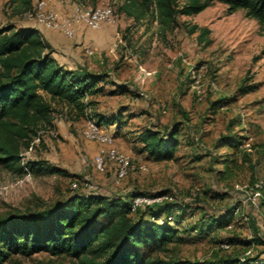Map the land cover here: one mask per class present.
Masks as SVG:
<instances>
[{
    "label": "rangeland",
    "instance_id": "1",
    "mask_svg": "<svg viewBox=\"0 0 264 264\" xmlns=\"http://www.w3.org/2000/svg\"><path fill=\"white\" fill-rule=\"evenodd\" d=\"M77 1L83 0L63 3ZM85 1L109 5L116 19L113 26L95 29L110 32L103 48L80 47V61L74 59L80 70L105 75L102 90L84 99L82 111L41 92L50 104L51 121L29 140L38 137L32 151L26 153L29 143L22 144L20 161L43 160L60 172L20 173L0 164V213L41 209L73 193L176 202L170 213L183 218L177 230L181 242L167 245L155 257L204 261L239 256L264 262V26L243 9L229 13L216 0L197 14H175L168 25L160 22L152 0ZM187 1L175 0L176 8ZM24 12L20 3L0 0V28L23 27ZM202 27L209 30L208 42L198 41ZM99 117L119 119L114 124L102 120L112 146L129 159L127 174L118 182L113 160L105 157L102 170L95 165L108 146L82 134L87 120ZM174 123L179 124L180 141L174 158L147 157L141 131L165 133ZM223 163L232 176L222 172ZM226 209L232 211L229 225L214 226L208 233L193 231ZM228 239L229 246L224 244ZM252 239L254 244H242ZM72 261L68 255L41 251L14 254L4 264Z\"/></svg>",
    "mask_w": 264,
    "mask_h": 264
},
{
    "label": "trees",
    "instance_id": "2",
    "mask_svg": "<svg viewBox=\"0 0 264 264\" xmlns=\"http://www.w3.org/2000/svg\"><path fill=\"white\" fill-rule=\"evenodd\" d=\"M9 1L20 3L25 11L31 6V0ZM152 1L160 22L168 25L175 14H197L210 0H188L179 9L175 0ZM216 1L225 4L229 13L243 9L246 17L264 26V0ZM125 12L131 15L127 8ZM196 29L194 26L190 32ZM198 30V41L208 42L209 30L204 27ZM49 48L35 28H0V164L14 167L20 173L60 172L43 160L24 165L20 161L22 144L27 147L42 125L51 121L50 104L41 92L82 111L84 99L99 93L102 90L99 84L105 78L103 74L64 68L52 57ZM102 120L114 124L119 119L99 117L96 122L103 125ZM178 133V123L165 133L144 129L140 133L142 152L154 161L172 160L180 145ZM223 164L222 172L227 177L232 176L228 164ZM135 196L73 193L41 209L0 213V264L14 254L30 256L41 251L53 256L68 255L72 264H264L255 257L224 256L204 261L155 257L154 254L164 251L167 245L181 242L177 230L183 218L170 213L176 202H152L132 210ZM231 212L226 209L217 216H210L204 225L195 226L193 231L208 233L214 226L225 227L232 218ZM254 240L259 242L260 238L255 235ZM254 240H244L242 244L249 246ZM224 242L231 245V239Z\"/></svg>",
    "mask_w": 264,
    "mask_h": 264
},
{
    "label": "built area",
    "instance_id": "3",
    "mask_svg": "<svg viewBox=\"0 0 264 264\" xmlns=\"http://www.w3.org/2000/svg\"><path fill=\"white\" fill-rule=\"evenodd\" d=\"M59 1L62 3L66 2V0ZM54 2L55 0H34L32 2L30 8L23 14L24 19L30 22V27H43L59 32L66 38H71L80 28L95 30L104 26H113L116 23L114 12L109 5L91 6L87 1L83 0L75 2L69 12H59L54 8ZM92 52V50H88L87 54H92ZM82 134L88 140L98 141L108 146L106 150H101L96 157V168L102 170L104 158L107 157L116 164L115 181L118 182L124 178L129 168V159L112 146V134L103 125H99L94 118L87 120ZM34 140H38V137ZM34 140L29 143L26 153L32 151ZM25 163H22V165ZM24 170L27 171L25 167ZM255 186L260 187L257 184ZM71 187L76 189L77 184L72 183ZM155 200L157 199L137 196L131 202V209L135 210L137 207L148 205Z\"/></svg>",
    "mask_w": 264,
    "mask_h": 264
},
{
    "label": "crops",
    "instance_id": "4",
    "mask_svg": "<svg viewBox=\"0 0 264 264\" xmlns=\"http://www.w3.org/2000/svg\"><path fill=\"white\" fill-rule=\"evenodd\" d=\"M73 4L62 3L59 0H55L54 8L59 11H70L72 10ZM23 27H30L31 24L28 21H24L21 23ZM38 30L41 39L46 42L52 49L53 55L52 57L64 68L69 70H78L79 67L74 63V59L80 61L78 59L79 54L76 52L80 47H100L103 48L105 38L107 39L110 32L107 30H94L95 32H90L92 30L88 28H80L77 30L75 35L70 40L62 39V37L58 34V32L43 28V27H35ZM92 37L94 40L91 41ZM71 44H75L74 47ZM87 50H93L92 48H87ZM87 55V54H86ZM90 56V55H87ZM75 64V65H73ZM80 64V63H79Z\"/></svg>",
    "mask_w": 264,
    "mask_h": 264
}]
</instances>
